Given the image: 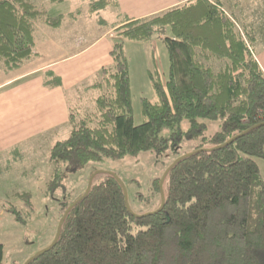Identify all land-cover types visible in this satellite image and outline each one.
Masks as SVG:
<instances>
[{"label":"trees","instance_id":"1","mask_svg":"<svg viewBox=\"0 0 264 264\" xmlns=\"http://www.w3.org/2000/svg\"><path fill=\"white\" fill-rule=\"evenodd\" d=\"M83 1L90 16L118 7L116 0ZM65 18H50L32 0H0V63L12 70L34 57L36 27L56 28ZM117 18L112 65L69 99L71 129L50 149L47 195L65 173L89 162L161 155L182 140L200 144L167 173L164 206L153 215L130 214L114 176L97 181L94 175L88 194L61 208L62 218L72 206L55 247L28 264H264V180L255 162L264 161V73L253 55L252 30L238 26L219 0H190L139 20ZM150 40L164 45L168 69L165 79L150 76L155 98L140 100L143 120L135 125L124 41ZM49 79L46 86L60 85L57 77ZM184 119L186 132L178 128ZM200 120L219 121L220 130L206 136ZM164 128L172 130L168 137ZM160 179L153 182L155 211ZM13 197L32 209L30 193ZM6 213L24 223L12 205Z\"/></svg>","mask_w":264,"mask_h":264},{"label":"rangeland","instance_id":"2","mask_svg":"<svg viewBox=\"0 0 264 264\" xmlns=\"http://www.w3.org/2000/svg\"><path fill=\"white\" fill-rule=\"evenodd\" d=\"M32 1L38 6L44 5L50 18L73 14L77 22L67 20V24L71 27H65L56 33L57 39L67 45L72 44L71 40L74 36H85L88 41L101 36L118 23L117 16L120 14L116 9L108 7L89 16L86 13L85 1L83 0H64L53 5L47 3V0ZM219 1L223 4L225 12L238 23V26L247 29V31L248 29L252 30L251 34L254 37L253 55L264 72V0ZM68 36L69 39L66 40ZM36 38L40 39V36L38 35ZM106 40L107 42L114 41V43L120 41L111 33ZM70 48L71 46L64 48V50L70 51ZM134 48L141 52H131V50L128 52L131 66L130 75L132 76L133 118L134 124L139 125L143 120L140 113V100L142 98L154 100L155 97L151 89H146L141 84L140 69L144 65L147 69H151L146 53L144 50L140 51L139 47ZM40 55L45 59L59 56L57 54L43 55L42 53ZM155 58L158 70L154 71V69L153 71L162 73L163 78L166 75L165 70L168 68V59L160 47H157L155 51ZM37 64L39 63L36 60L27 64L24 62L19 67L20 71L14 72L12 75L19 74L22 70ZM220 68L221 64H215V71ZM87 99V96L80 98L84 109L91 108ZM70 102L73 103L74 101ZM200 121L206 125V136H211L220 130L219 121ZM189 127L190 123L186 119L182 120L178 126L182 132H186ZM171 132L170 128H164L161 134L168 137ZM199 144L200 141L198 140H182L174 150H167L161 155L143 152L120 160L102 159L89 162L78 172L65 173L58 188L48 195L45 184L53 169L49 162L50 149L53 144L39 145L35 151L27 153L22 164H11L7 167L5 162L2 163L3 165L1 164L0 167V209L2 208L6 213L8 206L12 205L17 212L21 213L24 221V223L16 222L9 213L0 216V243L4 245L2 264H24L36 253L48 247L55 237L63 213L61 208L69 206L84 195L90 179L96 174L99 175L95 179L97 181L102 179V174L115 176L120 181L125 189L127 202L133 214L141 215L155 211L159 206V199L153 190V182L162 178L175 160L192 152ZM255 162L264 180V161L256 159ZM61 169L64 171V165H61ZM18 192L31 194L32 209L27 208L24 203L13 197Z\"/></svg>","mask_w":264,"mask_h":264},{"label":"crops","instance_id":"3","mask_svg":"<svg viewBox=\"0 0 264 264\" xmlns=\"http://www.w3.org/2000/svg\"><path fill=\"white\" fill-rule=\"evenodd\" d=\"M116 1L117 11L121 15L130 20H139L165 12L190 0ZM85 6L89 15L86 2ZM70 15H64L66 18L56 28L41 24L36 27L35 56L31 59L38 61L39 64L12 75L20 71L19 67L24 62L27 64L34 60L23 61L19 67L12 70H7L0 63V167L4 162L7 167L11 164H22L27 153L35 151L39 145L44 143L54 145L57 141L66 138L71 129L68 121L69 99H75L79 89H81L79 92H83L89 88L101 68L112 65L110 51L114 41L106 40L110 33L114 35L111 28L92 41L86 40L82 35L74 36L71 45L57 39L56 33L65 27H71L67 24V20L77 22L75 17H68ZM38 35L40 39L36 38ZM69 46H71L70 51H65L64 48ZM134 47H139L140 51L144 50L146 53L151 69H147L145 65L140 69L141 84L146 89L152 90L150 76H154L153 72L158 70L155 51L160 47L167 57L164 45L158 40H150L146 43L124 42V52L129 64L130 88H132V76L128 52L131 50L141 53ZM40 53L59 56L45 59ZM160 75L162 76V73ZM51 76L59 79V86H46ZM165 77L166 75L163 78ZM5 214L1 208L0 216ZM0 245L4 250V245L2 243Z\"/></svg>","mask_w":264,"mask_h":264},{"label":"water","instance_id":"4","mask_svg":"<svg viewBox=\"0 0 264 264\" xmlns=\"http://www.w3.org/2000/svg\"><path fill=\"white\" fill-rule=\"evenodd\" d=\"M231 142H232V140L229 141L228 143H231ZM228 143H227V144H228ZM186 156H187V155H186ZM186 156H181V157H179L177 160H175V162H174V163H173V164H172V165H171V166L165 171V173L163 174L162 178L160 179V181H159V192H160V198H161V205H160V207H159L156 211H154V212H150V213H147V214H144V215H141V216H136V215H135L136 217H138V218H139V217H146V216H148V215L156 214V213H158L159 211L162 210V208H163V206H164V196H163V190H162V184H163V181H164V179H165L167 173L170 171V169H172V168H173L178 162H180V161H181L182 159H184ZM93 177H94V176H92V178H91L90 181H89V184H88V187H87V190H86L84 196L87 195L88 192H89V190H90V187H91V184H92ZM114 178L116 179V181L118 182V184L120 185V187H121L122 190H123V194H124V202H125L126 209L129 211L130 214L134 215V214L131 212L130 208H129V205H128V202H127L126 192H125V189H124L123 185L120 183V181H119L115 176H114ZM71 208H72V206H70V207L68 208V210L64 213V215H63L62 218L60 219V222H59V224H58V226H57L56 234H55V237H54L52 243H51L48 247H46V248H44L43 250H41V251H39L38 253H36L32 258H30L29 260H27L24 264H28V263H30V261H32L33 259L39 257L40 255H42V254L48 252L49 250H51V249H53V248L55 247V245H56V243H57V241H58V239H59V236H60V231H61V227H62V224H63V222H64V219H65L66 215L68 214V212H69V210H70Z\"/></svg>","mask_w":264,"mask_h":264}]
</instances>
